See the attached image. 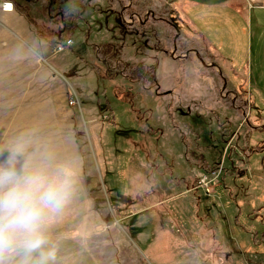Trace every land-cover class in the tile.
Instances as JSON below:
<instances>
[{
	"label": "rangeland",
	"instance_id": "1",
	"mask_svg": "<svg viewBox=\"0 0 264 264\" xmlns=\"http://www.w3.org/2000/svg\"><path fill=\"white\" fill-rule=\"evenodd\" d=\"M85 2L69 32L73 43L59 56L70 63L66 73H74L83 92L79 106L97 123L92 130L89 120L83 123L88 115L71 106L89 132L82 182L101 215L93 243L101 264H134L137 256L142 264H264V172L258 170L264 162V102L251 106L247 96L239 105L221 71L231 68L196 42L170 9L151 0L135 8H143L135 12L143 20L131 19L127 10L125 19L134 25L121 22L122 36L145 33L140 44L127 37L123 54L118 42L100 49L104 63L97 61L89 43L101 38L107 0ZM29 13L36 17L33 5ZM146 13L157 18L149 14L151 26H139ZM110 21H116L113 12ZM155 60H163L157 77ZM236 70L243 80L245 68ZM226 110L231 127L221 125ZM237 123L226 146L209 140L223 133L227 138ZM19 135L0 131V165L24 159L14 144ZM199 154L220 160L218 173H203L195 164ZM118 247L124 248L120 257L108 259Z\"/></svg>",
	"mask_w": 264,
	"mask_h": 264
},
{
	"label": "crops",
	"instance_id": "2",
	"mask_svg": "<svg viewBox=\"0 0 264 264\" xmlns=\"http://www.w3.org/2000/svg\"><path fill=\"white\" fill-rule=\"evenodd\" d=\"M125 1L107 0L106 9L102 10L105 23L97 32L101 33V38L97 36L95 42L90 40L89 46L93 47L97 61L101 63L104 60L101 59L100 49L114 48L119 42L118 51L123 54L122 47L127 37H134V41L140 44L145 34L139 31L136 35L122 36L125 32L121 23L122 13L130 6ZM151 1L170 9L192 31L196 42L221 59L228 68L237 73L236 69L244 67L246 76L243 80L245 85L249 81L251 91L245 92L246 98L250 96L251 106L256 101L264 102V0ZM3 2L8 1L0 0V131L20 133V139L14 144L25 156L21 164L16 162L14 165L18 173H22L28 165L44 168L49 175H67L70 180V196L46 227L50 245L56 248L55 264H101L99 253L93 246L95 226L100 224L101 215L93 198L88 193L85 196L87 186L82 182L86 179L84 135L89 132L84 130L86 123L82 125L77 111L68 103L71 93L79 100L83 92L74 79V73H70L71 78L67 75L66 70L71 65L59 56L62 51L53 52L55 43L38 37L34 24L16 11L14 5L12 11L3 10ZM79 8L81 12L85 11L82 5ZM112 12L115 22L110 21ZM154 18L157 17L154 15ZM148 23L146 27L151 26ZM65 30L66 26L62 30L61 24L57 36L61 37ZM142 60L148 62V58ZM160 63L163 60H155L156 77L160 72ZM90 66L98 71L96 63ZM79 112L88 115L83 123L89 120L93 130L97 123H93L94 116L90 110L79 106ZM230 116L229 121L234 123ZM23 133L25 140L22 139ZM213 138L211 135L209 140L218 145V137ZM7 145L8 141L4 146ZM258 170L264 172V162L262 169ZM108 247L107 250H110ZM123 249L120 251L118 247V251H113L108 259L113 257L116 260ZM116 253L118 256L115 257ZM122 260L119 259V262ZM141 260L142 257L137 256L134 264H142Z\"/></svg>",
	"mask_w": 264,
	"mask_h": 264
},
{
	"label": "clouds",
	"instance_id": "3",
	"mask_svg": "<svg viewBox=\"0 0 264 264\" xmlns=\"http://www.w3.org/2000/svg\"><path fill=\"white\" fill-rule=\"evenodd\" d=\"M69 196L67 175L0 165V264H55L46 227Z\"/></svg>",
	"mask_w": 264,
	"mask_h": 264
},
{
	"label": "trees",
	"instance_id": "4",
	"mask_svg": "<svg viewBox=\"0 0 264 264\" xmlns=\"http://www.w3.org/2000/svg\"><path fill=\"white\" fill-rule=\"evenodd\" d=\"M11 3H13L14 8L16 11H18L20 14L24 15L27 20L34 24L35 26V33L38 37H43L47 41L51 43H57V42H64L67 39H72L70 37V30L75 26L77 18L82 16L81 9L79 6L82 5V3H86L85 0H9ZM142 1V0H141ZM140 3V0H131L130 6L128 7L129 12H138L140 14L143 13V8L141 7V10H135L134 7L137 6ZM34 7L35 15L31 16L29 13V7ZM103 10V9H102ZM63 19L66 22V30L64 34H62L61 37L57 36V29L61 28V15ZM37 19L38 21H36ZM135 22V21H134ZM133 22V25H134ZM147 23H138L139 26H145ZM136 25V23H135ZM221 71L224 73V79L227 83V86L236 90L237 92V101L239 105H244L246 103V93H245V82L244 80L238 79V74L235 70L229 69L224 70L221 67ZM223 81V80H222ZM109 106V104L107 103ZM109 113L111 114V107H107ZM215 113H218L215 111ZM110 116V115H109ZM230 116V111H225V117L221 119V125H227L228 127H231V121H227V118ZM111 119V116H110ZM239 123L235 124L234 128L231 129L228 132V137L226 138V134L223 133V135L218 137V146L219 144L221 146L227 144L229 139L231 138L232 134H234L235 129L238 128ZM261 148L258 150L260 151ZM207 157L203 154H200L199 156H196L195 158V164L200 167L203 170V173L210 174L213 171H216L218 167L220 166V160L207 161ZM201 173V175L203 174ZM142 230V227H141ZM164 234L168 233L167 230L162 231Z\"/></svg>",
	"mask_w": 264,
	"mask_h": 264
},
{
	"label": "built area",
	"instance_id": "5",
	"mask_svg": "<svg viewBox=\"0 0 264 264\" xmlns=\"http://www.w3.org/2000/svg\"><path fill=\"white\" fill-rule=\"evenodd\" d=\"M6 4H8V3H6ZM3 7H5V6H3ZM149 14L146 13L144 15V19H146L149 16ZM124 15H125V13L123 12L122 13V20L125 23H132V20L131 19H133V18H136L137 20H140V17L136 13H132L131 14V17H130L131 19H129V21H128V19H125V16ZM150 17H154L152 13L150 14ZM71 44H72V40L71 39H67L64 42H57V43L54 44L53 52H55V53L61 52L65 48H67L68 46H70ZM68 103H69V105H72V106L79 104L78 100L76 99V97L72 93H71L70 99L68 100ZM216 172L218 173V171H215V174H216Z\"/></svg>",
	"mask_w": 264,
	"mask_h": 264
},
{
	"label": "bare ground",
	"instance_id": "6",
	"mask_svg": "<svg viewBox=\"0 0 264 264\" xmlns=\"http://www.w3.org/2000/svg\"><path fill=\"white\" fill-rule=\"evenodd\" d=\"M6 3H8V4H6ZM6 3H5V2L2 3V6H1L2 9H3V10H6V11H12V10H13V8H12V7H13V4H12L11 2H6ZM9 3H10V4H9ZM11 5H12V6H11ZM3 6H5V7H3ZM147 18H148V17H147ZM147 18H146V19H147ZM144 20H145V19H144ZM71 40H72V39H71Z\"/></svg>",
	"mask_w": 264,
	"mask_h": 264
},
{
	"label": "water",
	"instance_id": "7",
	"mask_svg": "<svg viewBox=\"0 0 264 264\" xmlns=\"http://www.w3.org/2000/svg\"><path fill=\"white\" fill-rule=\"evenodd\" d=\"M65 26H66V22H65V20L62 17V30H64ZM60 34H61V31H59V35Z\"/></svg>",
	"mask_w": 264,
	"mask_h": 264
},
{
	"label": "flooded vegetation",
	"instance_id": "8",
	"mask_svg": "<svg viewBox=\"0 0 264 264\" xmlns=\"http://www.w3.org/2000/svg\"><path fill=\"white\" fill-rule=\"evenodd\" d=\"M133 22H134V21H133ZM133 22H132V23H133ZM143 22H144V21H143Z\"/></svg>",
	"mask_w": 264,
	"mask_h": 264
}]
</instances>
